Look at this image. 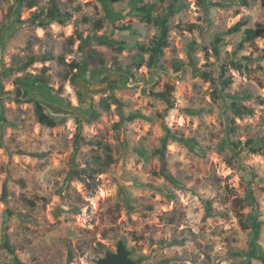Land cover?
<instances>
[{
	"label": "rangeland",
	"instance_id": "obj_1",
	"mask_svg": "<svg viewBox=\"0 0 264 264\" xmlns=\"http://www.w3.org/2000/svg\"><path fill=\"white\" fill-rule=\"evenodd\" d=\"M51 1L24 8L20 23L13 19L14 0H0V264H98L121 239L136 264H242L238 253L251 241L245 221L250 206L244 200L251 189L262 212L257 241L264 249V146L247 144L250 138H264V73L259 69L264 67V0H246L248 5L211 0L231 3L208 11L199 0H183L185 7L170 20L163 68L145 65L134 69L136 78L124 76L116 64L132 61L138 50L98 45L104 65L84 63L80 95L71 83L77 69L70 65L80 60L77 31L88 35L100 22L108 28V22L97 0H55L71 18L65 24L32 23L33 12ZM130 1L113 5L125 14L117 24H131L135 32L114 37L149 42L156 28L127 13ZM147 2L161 10L169 0ZM242 20L244 29H259V37L235 54L243 32L224 34L217 57V35ZM45 53L51 58L21 68L31 55ZM257 55L261 59L253 63L245 59ZM230 57L242 59V67L229 64ZM222 64H227L226 77H232L225 92L251 94L239 100L253 109L251 114H235L228 108L230 97L215 98ZM28 72L48 78L74 108L51 104L36 92L18 97L15 80ZM167 85L173 87V108L151 95ZM136 110L152 119H122L121 114ZM78 118L83 137L94 141L80 147L78 165L100 168L96 156H113L95 181L69 175ZM164 124L194 139L202 151L168 141L166 166L178 183L160 175L162 161L151 155L161 146ZM229 125L233 139L241 141L238 149L220 147ZM135 175L143 183H135ZM203 198L213 199L214 213H221L206 217ZM172 239L178 242L168 245ZM251 264L264 263L253 259Z\"/></svg>",
	"mask_w": 264,
	"mask_h": 264
},
{
	"label": "trees",
	"instance_id": "obj_2",
	"mask_svg": "<svg viewBox=\"0 0 264 264\" xmlns=\"http://www.w3.org/2000/svg\"><path fill=\"white\" fill-rule=\"evenodd\" d=\"M101 3L102 9L104 11V21L108 22V28L100 22L97 24L96 31L92 32L88 35H84L80 31L78 33V39L80 40L78 46V57L80 60H74L70 65L72 69H77L76 72L71 77V83L73 84L75 90L80 95L81 88L78 85V81L84 77L85 72L82 70L84 63L89 61L90 63L102 64L104 65L103 53L98 51L95 47L98 45L107 46L115 51L122 52L127 48H135L138 50L137 55L132 59V61L126 64H116L118 70H120L124 76H129L132 78H136V72L134 69H140L142 66H148L149 68H163L162 59L165 55L166 49L170 46V20L171 18L179 13L184 7L185 2L183 0H169V3L163 7L161 10L157 7V5L153 2H147V0H131L130 1V9L127 12L131 16L139 17L142 21L152 24L156 28V33L151 38L149 42H143L139 40L131 41L124 38H116L115 34L121 33H133L135 30L132 28L131 24H117L118 20H121L125 14L122 10H116L113 5V0H97ZM237 2L245 3L248 5L246 0H235ZM231 1L224 2H212L211 0H199V5L202 6L206 11L209 10L210 6H226L229 5ZM15 9L13 19L17 22L22 23L24 20L21 19V11L24 8L32 9L35 6H38V0H14ZM71 13L68 11H64L62 7H60L55 0H52L48 6H43L37 11L33 12L30 17V21L34 24H38L40 26L47 25L50 22L57 21L60 24H65L68 19L71 18ZM246 20H242L226 30L223 34L217 35L215 40L213 41V49L217 57L220 56L221 53V42L223 41L222 35H230L236 32H243V38L238 43L234 53L237 54L240 50L244 48L245 43L254 42L260 34L259 29L255 28H245ZM103 30V32H100ZM51 58L50 53H45L42 55L33 54L31 55L25 63H23V69L31 66L37 61L47 60ZM229 64L233 65L236 69H240L242 67V59L230 57L227 58ZM249 63H253L255 60H260L261 56L257 55L253 58L245 57ZM88 63V62H87ZM227 64H222L221 72H220V87L215 89L214 95L216 99H228V97L232 98L230 104H228V108H230L235 114L240 115L243 113L251 114L252 108L247 107L244 103H241L239 100L243 97H251V94H231L225 92V89L232 82V77H226L227 72ZM115 66V67H116ZM259 69L264 73V67L259 66ZM15 83L18 85L16 93L18 97L21 96H29L33 92L38 93V95L44 100L50 102L51 104L57 105L59 107H64L66 109H73L74 106L71 104L70 100L65 99L62 95H60L54 87L50 85L49 79H44L43 77L33 75L31 73L25 74L23 77H19L15 80ZM0 89H4L3 84L0 80ZM172 91L173 87L167 85V88L163 91L151 92V95L160 97L166 103L168 108L175 107V104L172 100ZM227 101V100H226ZM106 107H109L106 105ZM91 112V109H89ZM187 111H193L187 109ZM98 113L95 112L94 116L97 117ZM2 119L4 121L5 117L2 114ZM122 119L133 120L136 118L151 120L152 117L143 113L142 111L136 110L132 111L124 116L121 114ZM163 128L165 130V135L161 140V146L158 147L151 155L158 156L162 161L160 175L164 176L167 180L172 183H178L177 178L172 174L170 169L166 166V150L167 144L170 139H174L178 142L184 143L190 148L195 149L202 152L200 147L195 143V140L189 137H186L184 134H179V132L172 131L171 128L164 124ZM234 131V127L229 125L226 127V135L224 136L223 141L220 144V147L225 149L227 147H234L236 149L239 148L241 141L234 140L231 136V133ZM261 143V147L264 146V138L256 139L250 138L247 140V144L249 146L254 145L256 142ZM76 147L75 152L72 156L71 160V169H70V177L71 178H79L87 181H95L96 174L103 172L107 167L113 162V156L111 153L108 155L107 159H103L100 156L95 157V163L100 165V168H96L93 164H88L86 167H80L76 162V154L78 153L81 146L85 144H93V140H86L82 135V121L78 118V126L76 133ZM143 156L148 157L150 153L144 148H141V152ZM249 172H253V168L248 166ZM132 180L135 183H143L142 179L135 175ZM151 186L158 187L154 184ZM130 198V197H129ZM131 199V198H130ZM248 205L250 206V211L247 213L245 218L246 223L251 227V241L250 248L246 251L239 252L238 254L243 256L242 264H251L253 259L261 260L264 263V249L257 241V231L259 229L260 216L262 212L260 210V204L257 200L254 191L249 190L248 194L244 199ZM203 202L206 207V217H213L217 213H214L213 208V199L211 198H203ZM151 207L152 206H148ZM125 242V241H124ZM178 242L176 239L170 240L167 244L173 245ZM13 264H18V261H15Z\"/></svg>",
	"mask_w": 264,
	"mask_h": 264
},
{
	"label": "water",
	"instance_id": "obj_3",
	"mask_svg": "<svg viewBox=\"0 0 264 264\" xmlns=\"http://www.w3.org/2000/svg\"><path fill=\"white\" fill-rule=\"evenodd\" d=\"M98 264H136V261L132 257V250L121 239L118 241L117 250L109 252L105 257L100 258Z\"/></svg>",
	"mask_w": 264,
	"mask_h": 264
}]
</instances>
